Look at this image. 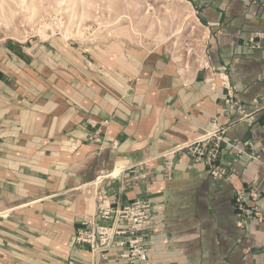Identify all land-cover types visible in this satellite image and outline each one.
Wrapping results in <instances>:
<instances>
[{"label": "crops", "instance_id": "obj_1", "mask_svg": "<svg viewBox=\"0 0 264 264\" xmlns=\"http://www.w3.org/2000/svg\"><path fill=\"white\" fill-rule=\"evenodd\" d=\"M185 1L206 32L193 72L159 52H97L78 64L35 46L0 48V264H128L123 247L91 252L75 237L102 201L136 200L152 213L156 232L142 245L154 264H264V222L241 227L233 197L254 186L264 212V38L247 45L264 34L262 7ZM222 70L239 112H223ZM219 129L252 145L241 147L252 158L220 154L232 182L213 180L187 152L171 155Z\"/></svg>", "mask_w": 264, "mask_h": 264}, {"label": "rangeland", "instance_id": "obj_2", "mask_svg": "<svg viewBox=\"0 0 264 264\" xmlns=\"http://www.w3.org/2000/svg\"><path fill=\"white\" fill-rule=\"evenodd\" d=\"M197 18L185 0H0V48L35 46L78 64L97 52L124 60L159 52L189 73L204 60L206 32ZM103 207L110 205L102 201L83 221Z\"/></svg>", "mask_w": 264, "mask_h": 264}, {"label": "built area", "instance_id": "obj_3", "mask_svg": "<svg viewBox=\"0 0 264 264\" xmlns=\"http://www.w3.org/2000/svg\"><path fill=\"white\" fill-rule=\"evenodd\" d=\"M252 1L261 5L264 14V0ZM262 38L264 34H256L249 39L247 45L250 48H257L259 47L258 39ZM220 75V85L227 91L226 108L223 112L226 114L233 110L241 111L238 103L232 99V88L227 83L224 70ZM260 100L264 108V97ZM223 137V129L207 133L196 141L177 147L171 155L187 152L195 163H202L206 167L213 180L232 182L234 170L229 164L220 161V154L224 149L232 148L237 151V156L244 154L252 158V154H247L241 149L243 146L252 147V145L250 141L227 142ZM233 197L234 209L241 227L245 221L251 219L264 222V212L258 205L260 194L254 186L235 190ZM149 209L150 206L147 203L139 200L116 209L103 207L92 220L83 221L82 225L86 227V230L82 232L84 234H79L80 237L77 240L79 243L88 244L91 252L106 251L115 246L123 247L125 252L121 258L126 259L128 264H154L150 251L142 245L146 234L156 232ZM126 236L129 239L123 240ZM97 239L100 240L99 246Z\"/></svg>", "mask_w": 264, "mask_h": 264}]
</instances>
